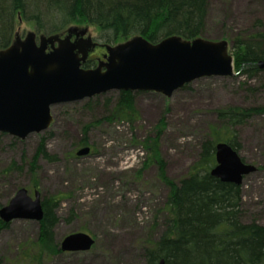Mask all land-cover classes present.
Masks as SVG:
<instances>
[{
    "label": "rangeland",
    "instance_id": "rangeland-1",
    "mask_svg": "<svg viewBox=\"0 0 264 264\" xmlns=\"http://www.w3.org/2000/svg\"><path fill=\"white\" fill-rule=\"evenodd\" d=\"M257 20L264 23V0H209L206 30L201 38L227 41L228 51L234 57L230 38L255 29ZM71 27L87 28L86 36L107 44L99 39L94 27ZM70 28L58 35L63 36ZM31 31L37 33L33 24L17 18L11 42L24 39ZM104 48L99 45L91 57L104 52ZM234 71V76L199 78L188 84L190 88H181L170 97L150 91L136 92L140 119L96 125L88 134L92 148L88 155L76 156L75 153L83 139L82 127L104 117L108 109L103 103L106 98L111 99V108L117 91L52 106V125L25 139L0 132V204H7L19 188L34 187L28 162L44 143L45 151L36 160L38 185L35 188L47 200L60 196L53 210L58 220L53 228L54 241L60 245L65 236L79 231L96 240L90 250L63 251L47 264H143L137 242L144 236L157 209L164 205L168 190L157 179L154 166L139 174L144 153L135 141H144L150 136L168 108L161 151L168 176L180 180L198 157L202 134L207 133L210 124L219 123L218 110L264 105V70L250 81L238 74L235 63ZM95 101L97 105L87 107L89 102ZM237 133L240 154L256 167L242 184L243 221L256 220L264 225V170L261 169L264 166V116L238 126ZM13 161L24 164L23 170L2 173ZM38 231L36 220L10 222L8 228L0 232L2 264H14L18 246L35 239Z\"/></svg>",
    "mask_w": 264,
    "mask_h": 264
},
{
    "label": "trees",
    "instance_id": "trees-1",
    "mask_svg": "<svg viewBox=\"0 0 264 264\" xmlns=\"http://www.w3.org/2000/svg\"><path fill=\"white\" fill-rule=\"evenodd\" d=\"M208 7L209 0H0V49L10 45L17 18H24L48 34L60 33L74 25L91 26L97 30L99 39L111 45L135 36L152 42L171 35L192 40L206 30ZM254 27L230 38L235 66L248 81L262 71L257 63L264 60V23L257 20ZM90 64L86 62L84 66ZM110 102L106 98L103 103L108 109L103 118L83 125L81 143L88 145L89 131L96 125L140 119L136 92L118 91L111 108ZM97 104L98 101L89 102L87 107ZM167 111L168 108L163 111L150 136L144 141H135L144 153L139 174L154 166L157 179L168 190L164 205L157 209L144 236L137 242L143 264L160 259H165V264H264V225L256 220L243 221L242 185L224 182L210 173L216 164V144L228 142L240 151L237 127L264 116V105L218 110L219 123L210 124L207 133L202 134L198 157L180 180L168 176L161 151ZM43 144L28 162L34 182L31 189L38 185L36 160L45 151ZM24 164L13 161L2 173L22 171ZM59 201L60 196L55 195L43 202L45 214L37 236L18 246L14 264H47L53 256L63 253L54 241L53 232L58 221L53 210ZM8 226L0 218V232Z\"/></svg>",
    "mask_w": 264,
    "mask_h": 264
},
{
    "label": "water",
    "instance_id": "water-1",
    "mask_svg": "<svg viewBox=\"0 0 264 264\" xmlns=\"http://www.w3.org/2000/svg\"><path fill=\"white\" fill-rule=\"evenodd\" d=\"M87 30L72 27L66 38L42 35L38 42L36 33L31 31L24 39L17 38L0 50V132L25 139L49 128L52 106L105 92L155 91L170 97L199 78L236 75L227 41L201 37L188 40L179 35L158 42L135 36L108 45L105 59L95 68H84L96 45L92 37L83 38ZM71 31L82 38L71 41ZM257 66L264 70V60ZM89 153V146L77 151L78 156ZM215 153L217 163L210 173L224 182L241 185L245 176L256 170L228 142L217 143ZM43 217L39 190H35L33 198L26 187H21L0 207L4 222L41 221ZM94 243L93 236L79 231L65 236L60 247L63 251H87ZM152 264H165V259Z\"/></svg>",
    "mask_w": 264,
    "mask_h": 264
},
{
    "label": "flooded vegetation",
    "instance_id": "flooded-vegetation-1",
    "mask_svg": "<svg viewBox=\"0 0 264 264\" xmlns=\"http://www.w3.org/2000/svg\"><path fill=\"white\" fill-rule=\"evenodd\" d=\"M70 28V27H69ZM72 28V27H71ZM70 28V29H71ZM70 29H68L67 31V33L66 34H64L63 36H61V35H58L59 33H53V34H48V33H43V34H41L40 32H39V30L37 29V33H36V39H37V42L39 41V38L42 36V35H46V36H49V35H57L60 39H63V38H66L68 35H69V31H70ZM82 29H84V28H82ZM38 33H40V34H38ZM71 33V37H70V39H71V41H75V40H79V39H81L82 38V36L80 35V36H78L77 37V35H76V33L75 32H70ZM87 37H89V36H86V34L83 36V38H87ZM92 39H93V41H94V43L96 44L95 45V47L89 52V55H88V59H87V61L86 62H90L91 64H90V66L89 67H85L84 65L86 64V62L83 64V67L84 68H95L97 65H98V63H99V61L100 60H103V59H105L104 58V55L107 53V49H106V47L108 46L107 44H102V43H99V40H98V38L97 39H95V38H93L92 37ZM98 40V41H97ZM13 42H11L10 44H12ZM55 45L57 46V45H59V41H56L55 42ZM99 45H103L105 48H104V52H102V53H100L99 55H97L96 57H91V55H92V53H93V51H95L97 48H99ZM115 45V44H114ZM4 49V48H3ZM48 51L49 50H51V45H48V49H47ZM95 59H97L98 60V62H95ZM105 93H108V92H105ZM103 94V93H102ZM101 95V94H100ZM95 96H97V95H95ZM95 96H93V97H95ZM93 97H88V98H85V99H90V98H93ZM85 99H83V100H85ZM83 100H80V101H83ZM62 104V103H61ZM57 105V104H56ZM51 112H52V109H51ZM53 115V114H52ZM53 120H54V117H53ZM53 120H52V122H51V124H50V126L52 125V123H53ZM49 126V127H50ZM19 139V138H18ZM89 145V144H88ZM86 146V144H83V143H80L79 145H78V147H77V150L78 149H80V148H82V147H85ZM90 146V145H89ZM91 152H92V148H91ZM76 153V152H75ZM36 189V188H35ZM35 189H29L28 188V193L30 194V196H32L33 198H34V191H35ZM41 199H42V206H43V202H45V201H47V199L46 198H44V197H42V195H41ZM2 205V204H1ZM43 209H44V207H43ZM44 212H45V210H44ZM40 223V222H39Z\"/></svg>",
    "mask_w": 264,
    "mask_h": 264
}]
</instances>
